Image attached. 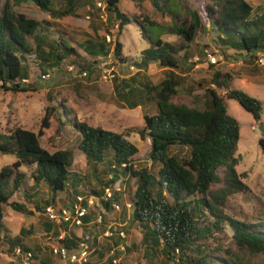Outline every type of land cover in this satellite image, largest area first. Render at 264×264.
I'll use <instances>...</instances> for the list:
<instances>
[{
	"label": "trees",
	"instance_id": "obj_1",
	"mask_svg": "<svg viewBox=\"0 0 264 264\" xmlns=\"http://www.w3.org/2000/svg\"><path fill=\"white\" fill-rule=\"evenodd\" d=\"M98 1L101 0H63L62 5L57 0H0V87L15 92L29 90L26 81L30 68L28 58L32 54L37 59L31 57L32 61L38 63L42 72L58 68L62 60L72 55L80 57L64 41L60 44L52 41L44 50L47 22L28 18L16 12L14 7L31 2L50 17L61 18L75 15L80 6H88V17L92 20L86 27V38L80 46L92 60H84L81 64L74 59L73 68L89 73L95 58L109 55L111 50L107 41L110 40L106 41V36L114 24L120 31L127 24L135 23L141 28L142 36L149 39L150 46L141 51L137 59L123 56L122 44L118 40L114 42V56L122 63L130 60L137 67L134 74L121 79V84H115L114 89L117 97L129 108L143 106V95L152 98L156 113L144 114L141 128L115 132L69 117L66 106L59 103L58 106L46 107L37 132L16 127L3 135L0 152L15 156L11 165L0 168V244L6 245L5 252L14 254L15 248H19L22 253H32L31 264H50L54 257L52 245L63 243L72 248L81 238L69 230L63 241L57 240L67 227L50 222L42 214L44 207L48 204L66 207L77 195L101 198L104 188L111 186L118 190H114L108 200H102V204L110 212H116L110 208L112 202L119 203L123 198L121 210L125 202L130 203L129 217L139 224L142 231L140 242L147 254L161 256L160 264H249L248 259L258 254H262L264 259V221H241L224 211L231 195L248 190L242 174L235 170L239 122L227 112L225 97L236 100L255 121L261 118V102L241 89L232 88L233 76L222 71L218 63H208L212 70L208 86L203 93L191 95V105L173 101L184 80V76L176 72L181 69L178 53L183 51L184 58L188 55V44L197 32L214 33L224 56V50L231 49L238 58L250 61L256 58L257 52L264 51V7L261 12L253 14V8L246 0H207L203 9L204 21L198 11L187 8L177 14L178 17L183 15L178 24L164 27L147 16L142 20L130 18L120 11L119 0H105L103 9L95 6ZM149 1L162 14L176 15L170 7L172 0ZM102 15L104 19H101ZM151 26L161 28L162 34L180 37L183 43L177 46L162 40L160 35L153 38L147 28ZM29 37L34 45L28 41ZM150 63L166 70L163 79L156 84L138 81L140 71H146ZM218 90L224 92L223 95ZM55 119L58 127L68 125L77 135L74 149L49 152L41 145L42 141H50L54 137L52 122ZM132 132L148 138L150 167H156L155 170L137 168L134 164L133 157L138 148L128 139ZM258 144L264 153V135ZM75 153L81 154L91 166L90 174L81 175L70 170ZM98 165L102 166V175L97 172ZM120 176L126 177L124 188H119L116 183ZM27 177L32 180L31 186H27ZM132 183H135L134 188ZM41 184L51 195L39 201L36 199L39 192L35 194L37 190L34 189ZM80 185L87 190H78ZM19 191H23L25 201H10ZM57 192L68 194L66 203L56 196ZM4 205L25 215L41 213L43 229L51 235L47 239L51 245L46 248L44 256H38L40 248H30L23 240L30 233V227H21L16 234L6 228L3 224ZM94 213L91 211L82 218V235H96L95 224L92 223ZM123 229L126 234L129 232L127 227L123 226ZM225 230L230 232V243L222 239L226 237ZM95 240L93 245L97 249L94 255L97 259L89 264L97 261L110 264L109 260H102L113 247L112 257L121 256L122 260L131 251L127 239H123V243L115 237H105L99 243ZM120 242L123 250L118 248Z\"/></svg>",
	"mask_w": 264,
	"mask_h": 264
},
{
	"label": "rangeland",
	"instance_id": "obj_2",
	"mask_svg": "<svg viewBox=\"0 0 264 264\" xmlns=\"http://www.w3.org/2000/svg\"><path fill=\"white\" fill-rule=\"evenodd\" d=\"M57 1L62 5L64 4L63 0ZM79 1L84 2L85 0ZM246 1L253 8V14L261 12L264 7V0ZM101 2L104 3L105 0H101ZM206 2L207 0H172L170 7L176 15L182 13L184 9H194L198 11L202 21H204L203 9ZM90 8L92 9V7ZM14 9L16 12L25 14L28 18L47 22L44 50H47V44L52 41H56L59 44L64 41L80 57L72 55L62 60L58 68L49 72H42L38 63H34V60L31 59V57L34 58L32 54L28 58L30 68L29 78L26 81V84L29 85V90L15 92L6 91L0 87V141L3 135L10 133L16 127L37 132L46 107L58 106L59 103L66 106L69 117L84 121L90 126L101 127L115 132H123L127 128H141L144 124L143 115L156 113V106L152 98L150 99L143 95L145 98L143 106L129 108L126 103L117 97L114 89L115 84H121V79H126L137 71V67L132 65L130 60L122 63L114 56L112 51L114 42L118 40L122 44L121 54L123 56L137 59L140 58L141 51L150 46L149 39L142 36L141 28L135 23L127 24L120 31L117 29V24H114L107 35L110 41H107L108 39L106 38L111 50L109 55L95 58L96 61L91 62L89 73L83 75L77 68L72 70L68 68L73 65L72 60L74 59L81 64H84L86 60H92L80 46L86 38V27L92 20L88 17V6H80L77 8L75 15L61 18L50 17L31 2H24L20 6L14 7ZM119 9L130 18L136 17L142 20L143 16H147L164 27L172 23L178 24L183 17V15L180 17L178 15L173 16L168 12L162 14L151 5L149 0H140V2L139 0H119ZM101 19L104 18L101 17ZM147 28L149 35L153 38H157L160 35L162 40L172 42L177 46L183 43V40L174 34H162L161 31L163 30L157 26ZM216 40L214 33L199 31L194 40L188 44L189 47L186 50L188 55L185 58L183 57V51H179L178 62L181 69H177L176 72L181 73L184 76V80L180 85L178 95L173 101L191 105V95L203 93L204 88L208 86L212 70L209 69L204 55V50H207V52L214 54L218 58V67L233 76L232 88L241 89L261 102V118L259 121H255L252 115L245 111L236 100L225 97L227 112L239 122L240 136L235 154L237 158L235 170L237 173L242 174V180L248 186V190L231 195L226 201L224 211L229 216L241 221L262 222L264 221V153L260 149L258 140L264 135V51L257 52L256 58L245 62L238 58L231 49L224 50L226 52V56H224ZM28 41L34 45L32 38L29 37ZM259 58L263 59V64L258 63ZM104 70L111 72L109 74H113V77H109V74H104ZM165 73L166 70L164 68L156 63H150L146 71H140L138 81L145 82L147 80L152 84H156L163 79ZM46 74L49 76L43 77ZM218 93L223 95L224 92L218 90ZM52 131L54 137L50 141L44 140L41 142V145L46 150L53 152L63 148L74 149L78 137L68 125L58 127V122L55 119L52 122ZM128 139L138 148V152L133 157L134 164L137 168H149L148 153L150 146L148 138H141L137 133L132 132ZM14 161L15 156L13 154H2L0 152V168L5 165H11ZM90 167L81 154L75 153L74 161L70 168L71 171L86 175L90 174ZM150 169L155 170L156 167L151 165ZM101 170L102 166L98 165L97 172L100 175H102ZM25 180L27 186L32 185L31 179L27 177ZM125 180V176H120L116 181L120 186L119 188H124L126 185L124 183ZM92 184L97 185L94 181ZM131 185L133 188L135 187V183ZM34 190H37L35 194L39 192L36 198L39 201L49 198L51 195L43 184ZM78 190L87 189L80 185ZM30 191L32 192V190ZM56 196L66 203L68 198L66 192H57ZM10 201L24 202L23 191L16 192L10 198ZM123 202V198H120L119 204L121 205ZM26 203L30 207L32 206L29 202ZM129 212L123 207L121 212H119L120 215L111 211V215L106 216L107 223L114 221L123 224L124 227L129 229L127 245L131 248V251L126 254L122 262L125 264H150V262L160 264L162 262L160 255L152 256L146 253L140 242L142 234L140 226L138 223L131 221ZM21 216H23V219H21L23 223L19 222ZM43 221L44 219L39 212H34L33 215H25L11 209L7 205L3 206V224L11 233L15 227H30V233L26 234L23 240L30 248L41 249L38 256H44L47 253L46 248L51 245L45 238ZM225 231L226 237H222V234L221 237L225 243H230V232L228 230ZM0 247V264H23L21 258L5 252L7 249L5 244L1 243ZM50 260V264H65L55 257ZM248 260L249 264H264L262 254L252 256ZM92 261H95V258Z\"/></svg>",
	"mask_w": 264,
	"mask_h": 264
},
{
	"label": "built area",
	"instance_id": "obj_3",
	"mask_svg": "<svg viewBox=\"0 0 264 264\" xmlns=\"http://www.w3.org/2000/svg\"><path fill=\"white\" fill-rule=\"evenodd\" d=\"M96 6L103 9L105 7V2L102 3L101 1H98L96 2ZM101 17L104 18L103 15ZM106 38L109 40V36H106ZM204 55L208 63H219L218 58L214 54L207 52V50H204ZM258 63L263 64V59L259 58ZM68 69L72 70L73 65H70ZM109 73L111 72L104 70V74L108 75ZM82 74L85 75L86 73L83 72ZM45 76L48 77L49 75H43V77ZM108 76L113 77V74H109ZM114 190H118V188L114 189V187L107 186L104 188V194L101 198L93 195H90L87 198L84 195H77L74 201L69 203L66 207L63 205L60 207H55L51 204H48L44 207L42 214L50 222L58 226L67 227V229H64L60 232V234L57 236V240L63 241L69 230H72L76 236L81 238L76 247L72 248L65 246L63 243L52 245L51 252L55 258L65 264H89V262H93V258H95V260L97 259V255H94L95 249H97L96 246L93 245L94 239H96L95 241L97 243H99L100 240L105 237H115L121 240V242L123 239H127V234L123 229V224L116 223L114 221L104 223L105 217L111 215V212L108 210V208L104 207L102 200L106 201L111 198L113 196ZM124 207L129 210L131 205L130 203L125 202ZM110 208L117 212L121 210V205L118 202H112L110 204ZM91 211H93V213L96 211V213H94L95 219L92 221V223L95 224L93 227L96 231V235L94 237L89 233L82 235V226L84 225L82 218L91 213ZM45 234L46 238L49 239L51 236L49 235L50 233L47 232ZM121 242L118 245V248L123 250L124 246L122 244L123 242ZM114 250V247L111 248L102 262L109 260L110 264H121V256L112 257ZM14 254V256L17 258H21L23 264H31V252L22 253L19 248H15ZM99 263L101 262L97 261V264Z\"/></svg>",
	"mask_w": 264,
	"mask_h": 264
},
{
	"label": "crops",
	"instance_id": "obj_4",
	"mask_svg": "<svg viewBox=\"0 0 264 264\" xmlns=\"http://www.w3.org/2000/svg\"><path fill=\"white\" fill-rule=\"evenodd\" d=\"M21 219H23V216H21L20 219H19V222L23 223V221H21ZM19 225H20V223H19ZM17 226H18V225H17ZM23 226H25V225H23ZM13 227H15V226H13ZM21 227H22V226H20L19 228H18V227H17V228L15 227V228H14V231H13V232H15V233H13V232H12V233H13V234H16V233L19 231V229H20Z\"/></svg>",
	"mask_w": 264,
	"mask_h": 264
}]
</instances>
